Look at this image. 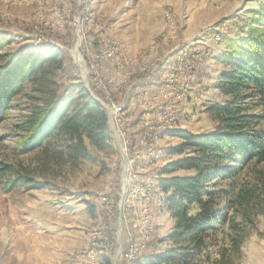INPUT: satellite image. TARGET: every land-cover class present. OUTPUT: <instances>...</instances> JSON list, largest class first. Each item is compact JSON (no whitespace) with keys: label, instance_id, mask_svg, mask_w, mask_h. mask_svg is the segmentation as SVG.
Returning <instances> with one entry per match:
<instances>
[{"label":"rangeland","instance_id":"1","mask_svg":"<svg viewBox=\"0 0 264 264\" xmlns=\"http://www.w3.org/2000/svg\"><path fill=\"white\" fill-rule=\"evenodd\" d=\"M263 6L264 0H0V33L13 35L0 64L56 45L63 51V66L55 68L58 98H76L83 81L108 114L112 104L122 120L132 113L135 129L126 127V134H147L150 150L138 147L127 165L112 118L106 150L92 148L93 158L76 168L62 160L41 172L39 151L23 152L19 144L35 103L28 94L16 97L0 124V264H102L105 256L127 264V254L134 264L171 247L175 220L159 182L169 175L165 164L180 156L168 149L181 138L168 132L214 129L206 107L226 101L219 85L231 67L227 58H238L240 38L261 30L255 18ZM108 40L109 51L118 50L104 58ZM24 174L31 181L19 179ZM261 226L264 215L236 264H261Z\"/></svg>","mask_w":264,"mask_h":264},{"label":"trees","instance_id":"2","mask_svg":"<svg viewBox=\"0 0 264 264\" xmlns=\"http://www.w3.org/2000/svg\"><path fill=\"white\" fill-rule=\"evenodd\" d=\"M256 14L261 30L240 38L238 58H227L231 67L219 85L226 101L206 107L214 129L168 132L181 138L168 149L180 156L165 164L169 175L159 182L175 220L168 234L172 246L137 257L134 264H236L264 215V6ZM12 36L0 33V50ZM62 52L47 42L0 64V124L16 97H31L35 104L22 122L19 144L23 152L39 151L41 172L62 160L76 168L93 158L92 148L110 145L107 110L83 81H77L76 98H58L55 68L63 66ZM177 170L192 172L173 174ZM19 179L28 183L32 178ZM102 264L113 259L105 256Z\"/></svg>","mask_w":264,"mask_h":264},{"label":"built area","instance_id":"3","mask_svg":"<svg viewBox=\"0 0 264 264\" xmlns=\"http://www.w3.org/2000/svg\"><path fill=\"white\" fill-rule=\"evenodd\" d=\"M39 40L42 38L39 37ZM118 48H116V51H109V40L103 47V51L101 52V56L104 58L112 57L116 54ZM170 76H175L174 73H170ZM99 85H102V81L98 83ZM148 92V91H146ZM122 104V103H121ZM124 104V103H123ZM128 111H130L129 108H127ZM111 116L113 118V121L116 125V130L118 131L119 136L122 137V145L124 146L125 155H126V163L127 165H130L131 158L134 156V150H138V147H146V154L150 152L149 146H147V134L140 133L139 137H136V139L132 138L129 134H126V127H133L131 126L132 122V113H131V120H122L120 118V115L118 113V104H112L110 106ZM131 112V111H130ZM135 128L133 127V130ZM144 194L145 198V208H144V217L146 214V184H143V189L140 190ZM127 264H133L132 261V255L127 254Z\"/></svg>","mask_w":264,"mask_h":264},{"label":"crops","instance_id":"4","mask_svg":"<svg viewBox=\"0 0 264 264\" xmlns=\"http://www.w3.org/2000/svg\"><path fill=\"white\" fill-rule=\"evenodd\" d=\"M226 71H228V69ZM263 230L264 226H261V231ZM261 264H264V233H261Z\"/></svg>","mask_w":264,"mask_h":264},{"label":"water","instance_id":"5","mask_svg":"<svg viewBox=\"0 0 264 264\" xmlns=\"http://www.w3.org/2000/svg\"><path fill=\"white\" fill-rule=\"evenodd\" d=\"M87 87H89V84L87 83ZM92 93V92H91ZM92 95L95 97V98H97L99 101H100V99L98 98V97H96L93 93H92ZM101 102V101H100ZM108 118H109V122H112V116H111V113L109 112V114H108ZM125 186H126V176H125ZM125 193H126V187H125V190H124V193H123V197L125 196Z\"/></svg>","mask_w":264,"mask_h":264}]
</instances>
